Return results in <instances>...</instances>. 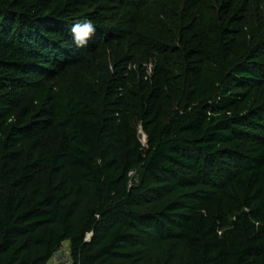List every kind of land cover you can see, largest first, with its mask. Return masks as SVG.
Returning <instances> with one entry per match:
<instances>
[{
    "label": "trees",
    "instance_id": "obj_1",
    "mask_svg": "<svg viewBox=\"0 0 264 264\" xmlns=\"http://www.w3.org/2000/svg\"><path fill=\"white\" fill-rule=\"evenodd\" d=\"M264 264V0H0V264Z\"/></svg>",
    "mask_w": 264,
    "mask_h": 264
},
{
    "label": "built area",
    "instance_id": "obj_2",
    "mask_svg": "<svg viewBox=\"0 0 264 264\" xmlns=\"http://www.w3.org/2000/svg\"><path fill=\"white\" fill-rule=\"evenodd\" d=\"M45 264H74L68 241H64L54 250Z\"/></svg>",
    "mask_w": 264,
    "mask_h": 264
}]
</instances>
